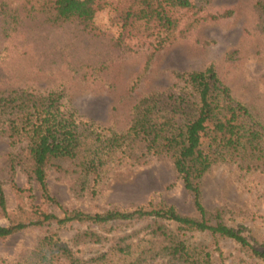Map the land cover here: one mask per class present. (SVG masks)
<instances>
[{"label": "rangeland", "instance_id": "obj_1", "mask_svg": "<svg viewBox=\"0 0 264 264\" xmlns=\"http://www.w3.org/2000/svg\"><path fill=\"white\" fill-rule=\"evenodd\" d=\"M95 1L100 9L94 18L80 23L56 20L53 0H0V95L24 89L59 91L64 107L81 121L124 133L135 106L148 97L169 117L168 96L183 87L176 83L175 73L212 65L235 101L264 126V14L256 4L264 0H191L196 8L190 10L161 1L165 13L177 22L172 33L159 32L144 22L123 32V15L138 8L132 0ZM130 146L129 156L111 151L98 175L87 178L76 160L50 165L46 184L54 203H48L42 202L29 178L25 145L10 147L0 132V182L9 216L25 217L31 204L57 216L63 208L92 215L165 204L196 218L170 155L147 153L139 141ZM16 188L26 192L18 193ZM200 189L208 212H221L225 225L240 231L253 247L264 246V173H246L235 165L218 163L203 175ZM152 221L103 226L70 222L61 227L52 222L28 227L0 239V264H41L45 236L67 246L77 264H94L93 258L109 250L106 259L114 264H167L163 255L151 256L157 250L139 258L141 251H149ZM4 224L7 221L0 216V225ZM163 224L176 231L173 223ZM90 231L100 237V243L76 237ZM185 235L188 247L211 253L212 264H264L234 241L200 232ZM117 244L130 245L131 254L116 260L111 249ZM53 264L69 262L55 258Z\"/></svg>", "mask_w": 264, "mask_h": 264}, {"label": "trees", "instance_id": "obj_2", "mask_svg": "<svg viewBox=\"0 0 264 264\" xmlns=\"http://www.w3.org/2000/svg\"><path fill=\"white\" fill-rule=\"evenodd\" d=\"M161 1L183 10L196 8L191 0H132L138 8L123 15V32L129 33L137 22H144L155 25L159 32L172 33L177 22L165 13ZM256 4L264 14V3ZM98 5L95 0H53L51 7L58 21L88 23L100 9ZM175 80L183 87L178 94L168 96L171 105L166 114L169 117L156 107L153 97H148L135 106V116L124 133H111L81 121L71 108L66 109L62 104V92L13 90L0 95V132L10 147L25 145L23 151L29 166V178L36 184L42 202L48 203L54 201L47 189L46 173L55 162L76 160L81 174L87 178L98 175L99 167L111 151L129 156L127 148H132L130 145L136 141L143 143L147 153L169 154L176 174L191 196L198 214L196 218L183 216L165 204L136 207L130 212L108 210L92 215L63 208L59 216L45 211L40 205L31 204L25 217L13 220L0 182V216L7 221V224L0 225V239L28 227H41L52 222L60 227L70 222L103 226L149 218L155 226L153 237L149 251H141L140 259L157 250L151 256L163 255L167 264H212L211 253L205 248L187 246L185 233L200 232L208 233L214 239L234 241L264 262V246L260 249L253 247L240 231L225 225L221 212H208L202 204L200 189L203 175L218 163L235 165L246 173H264V126L246 106L235 101L212 65L203 70L175 73ZM177 116L184 117L178 120ZM16 191L26 192L20 188ZM163 221L176 225V231H169ZM76 237L101 242L93 231ZM58 242L54 236L44 237V255L39 259L40 263L53 264L55 258H65L69 264H77L72 251ZM129 248L130 245L117 244L111 250L116 260H120L121 256L131 254ZM108 252L110 250L106 254ZM106 254L91 261L94 264H114L113 260L106 259Z\"/></svg>", "mask_w": 264, "mask_h": 264}]
</instances>
